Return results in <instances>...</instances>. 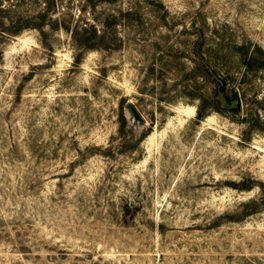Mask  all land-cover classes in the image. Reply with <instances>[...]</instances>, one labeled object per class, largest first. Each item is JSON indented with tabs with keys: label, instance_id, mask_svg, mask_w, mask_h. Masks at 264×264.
<instances>
[{
	"label": "rangeland",
	"instance_id": "1",
	"mask_svg": "<svg viewBox=\"0 0 264 264\" xmlns=\"http://www.w3.org/2000/svg\"><path fill=\"white\" fill-rule=\"evenodd\" d=\"M1 2L0 264H264V0Z\"/></svg>",
	"mask_w": 264,
	"mask_h": 264
},
{
	"label": "trees",
	"instance_id": "2",
	"mask_svg": "<svg viewBox=\"0 0 264 264\" xmlns=\"http://www.w3.org/2000/svg\"><path fill=\"white\" fill-rule=\"evenodd\" d=\"M1 1L2 0H0V35L1 36H7L11 34L15 35L21 29H24L27 27H33V28H38L42 30V27L44 26V23H45L44 19H41L40 22L24 20L20 17H17V19H12L6 14H9L10 12L14 11L13 7H15L16 4L11 3V2L6 4ZM85 26L82 27V29H84V31L87 32V28Z\"/></svg>",
	"mask_w": 264,
	"mask_h": 264
}]
</instances>
